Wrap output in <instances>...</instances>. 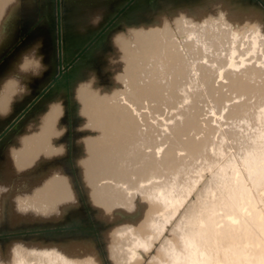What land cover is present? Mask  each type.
I'll use <instances>...</instances> for the list:
<instances>
[{"label":"bare ground","instance_id":"1","mask_svg":"<svg viewBox=\"0 0 264 264\" xmlns=\"http://www.w3.org/2000/svg\"><path fill=\"white\" fill-rule=\"evenodd\" d=\"M54 11L0 0V264H264V0Z\"/></svg>","mask_w":264,"mask_h":264},{"label":"rangeland","instance_id":"2","mask_svg":"<svg viewBox=\"0 0 264 264\" xmlns=\"http://www.w3.org/2000/svg\"><path fill=\"white\" fill-rule=\"evenodd\" d=\"M133 10H129V12H132ZM137 11H135L134 13H132L133 15L134 14H136L135 16H139V14L141 15V13H139V12H137ZM124 18H127L126 16H123V18L122 19H124ZM39 25H40V23H39ZM44 25V23L43 22H41V26H43ZM115 26V25H114ZM103 37V38H102ZM102 37L98 40V41H100L99 43H98V41L96 40V41H94L93 43H90L89 44V49H92V50H96L97 48H99L102 44H103V41H104V37H105V35H102ZM102 42V43H101ZM98 43V44H97ZM94 44V45H93ZM92 46V47H91ZM80 55H81V57H80ZM78 57H77V59H75V60H73V56L71 57V56H67V59H68V61H69V64H68V68H67V71H68V74H67V76L69 75V77H61V79L63 80V82H61V80L59 81L60 82V84H59V82L58 81H56L55 83H56V85H58V87L56 86V85H51L50 86V90L49 91H51V92H49V93H47V94H49L48 96H46L45 94H43L42 96H43V98H47V97H51L52 96V94H54L55 92H57V90H58V88L59 87H61V88H64L66 85H67V82H66V79H68V80H70L71 79V74H69L70 72H71V68H73V65H76V63L78 62V61H80V62H86V63H88V64H90V63H93V58H91V54L90 53H86V54H80ZM90 56V57H89ZM88 61V62H87ZM74 62V63H73ZM73 63V64H72ZM71 65V66H70ZM56 75H57V73H56ZM66 78V79H65ZM65 79V80H64ZM61 83H63V85L61 84ZM53 86V87H52ZM55 86H56V88H55ZM53 89V90H52ZM56 90V91H55ZM46 97H45V96ZM85 223V222H84ZM83 224V223H82ZM85 226V227H84ZM84 227V228H83ZM81 228H82V230L84 231V230H89L88 228V226L87 225H85V224H83L82 226H81ZM80 229V228H79ZM86 232H89V231H86Z\"/></svg>","mask_w":264,"mask_h":264},{"label":"water","instance_id":"3","mask_svg":"<svg viewBox=\"0 0 264 264\" xmlns=\"http://www.w3.org/2000/svg\"><path fill=\"white\" fill-rule=\"evenodd\" d=\"M54 6H55V11H54V13H55V32L56 33H54V36H56V43H58L59 44V39H60V21H59V18H60V0H54ZM125 9V6L124 7H122L116 14H114L113 16H112V18H110L109 20H108V22L106 23L107 25H106V27H108V26H111V24L113 23V19H115L117 16H119L118 14L119 13H122V11ZM127 9V11H129V10H131V9H129V7H127L126 8ZM40 22V19H37V21H36V23L30 28V31L31 30H33L34 28H35V26L38 24ZM96 40V38H95V36L94 37H92L89 41H88V43H86L83 47H82V49H86V48H88V46H89V44L90 43H92V42H94ZM47 43H48V39H47ZM57 50H58V52H59V45L57 46ZM81 53L80 52H77L76 54H74L73 55V60H75L79 55H80ZM56 60H57V66H58V68L60 69V57H59V53H58V55L56 56ZM57 70V75H58V73H60V70ZM56 76V75H55Z\"/></svg>","mask_w":264,"mask_h":264}]
</instances>
